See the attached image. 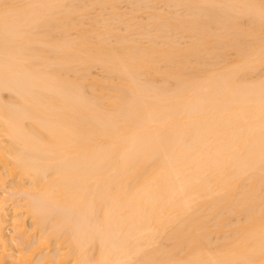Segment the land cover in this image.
Masks as SVG:
<instances>
[{
	"label": "bare ground",
	"instance_id": "6f19581e",
	"mask_svg": "<svg viewBox=\"0 0 264 264\" xmlns=\"http://www.w3.org/2000/svg\"><path fill=\"white\" fill-rule=\"evenodd\" d=\"M0 264H264V0H0Z\"/></svg>",
	"mask_w": 264,
	"mask_h": 264
},
{
	"label": "rangeland",
	"instance_id": "374dc122",
	"mask_svg": "<svg viewBox=\"0 0 264 264\" xmlns=\"http://www.w3.org/2000/svg\"><path fill=\"white\" fill-rule=\"evenodd\" d=\"M93 74H97V71H96V70H94V71H93Z\"/></svg>",
	"mask_w": 264,
	"mask_h": 264
}]
</instances>
